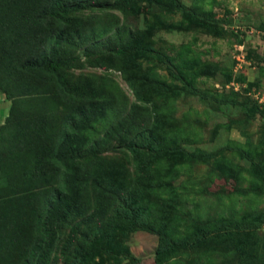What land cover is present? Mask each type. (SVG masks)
I'll use <instances>...</instances> for the list:
<instances>
[{"label": "rangeland", "instance_id": "obj_1", "mask_svg": "<svg viewBox=\"0 0 264 264\" xmlns=\"http://www.w3.org/2000/svg\"><path fill=\"white\" fill-rule=\"evenodd\" d=\"M115 1L82 0L83 11L70 16L123 25L127 56L65 47L67 79L113 91L124 107L118 122L136 107L152 115L150 127L164 146L196 153L155 162L147 150L130 151L117 140L87 146L80 160L116 164L125 194L100 214L89 180L87 211L58 228L47 264H73L82 243L88 253L80 264H264V223L250 232L227 221L230 234L215 236L207 248L177 249L162 260L156 253L168 233L181 240L218 217L240 220L264 211V0H179L195 16L146 3L127 15ZM98 61L114 68L90 66ZM9 105L0 93V124ZM104 132L98 127L96 140Z\"/></svg>", "mask_w": 264, "mask_h": 264}, {"label": "trees", "instance_id": "obj_2", "mask_svg": "<svg viewBox=\"0 0 264 264\" xmlns=\"http://www.w3.org/2000/svg\"><path fill=\"white\" fill-rule=\"evenodd\" d=\"M81 3L0 0V93L10 102L0 124V264H47L58 228L71 214L86 213L84 192L89 180L94 183L100 214L106 213L112 197L125 194L124 174L116 164L80 160L87 146L96 149L105 138L117 140L130 151L147 150L155 162L163 157L190 160L189 155L196 153L181 151L170 143L164 146V139L150 127L152 115L137 112L136 107H130L125 119L118 122L124 107L113 91L67 79L64 67L70 60L64 58L65 47L84 46L87 55L105 48L116 58L128 54L127 43L120 37L123 25L100 17L87 22L70 16L83 11ZM143 3L169 14L195 16L179 0L114 2L127 15ZM90 66L114 68L102 61ZM118 70L132 85L126 70ZM98 127L105 129L100 140L95 138ZM217 219L181 240L167 238L170 233L164 235V230L157 258L165 259L177 249L197 252L207 248L215 236L230 234L227 221L239 231H258L264 211L244 214L240 220ZM83 244L73 264H80L88 253Z\"/></svg>", "mask_w": 264, "mask_h": 264}, {"label": "built area", "instance_id": "obj_3", "mask_svg": "<svg viewBox=\"0 0 264 264\" xmlns=\"http://www.w3.org/2000/svg\"><path fill=\"white\" fill-rule=\"evenodd\" d=\"M238 60H240V59H238Z\"/></svg>", "mask_w": 264, "mask_h": 264}]
</instances>
